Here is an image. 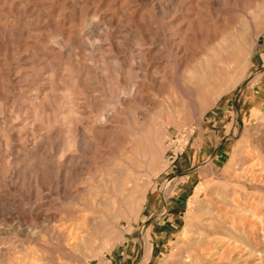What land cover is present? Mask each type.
Here are the masks:
<instances>
[{
    "label": "rangeland",
    "instance_id": "rangeland-1",
    "mask_svg": "<svg viewBox=\"0 0 264 264\" xmlns=\"http://www.w3.org/2000/svg\"><path fill=\"white\" fill-rule=\"evenodd\" d=\"M184 261L264 264V0H0V264Z\"/></svg>",
    "mask_w": 264,
    "mask_h": 264
},
{
    "label": "bare ground",
    "instance_id": "bare-ground-1",
    "mask_svg": "<svg viewBox=\"0 0 264 264\" xmlns=\"http://www.w3.org/2000/svg\"><path fill=\"white\" fill-rule=\"evenodd\" d=\"M210 214V213H209ZM214 213H211V215H213ZM210 215V216H211ZM215 215V214H214ZM219 219V218H218ZM209 221V220H208ZM202 222V221H201ZM214 222V221H213ZM217 222V221H215ZM220 222V221H219ZM207 223V222H206ZM211 223V221H210ZM209 224V223H208ZM199 225V224H198ZM230 225V224H229ZM207 225L203 224V226H199L196 230H195V233L193 234H190L188 236H186V243L188 246H196V251L197 252H206L207 254V257H212L215 255L216 252H229L228 250H230V248L227 246H224L223 242L221 241H214V242H210L208 240V243H207V248L206 247H203V246H206L205 244H201V247H198V243L197 242H202L203 238L206 237V231L208 229V227H206ZM210 227L212 226L209 225ZM199 229H202L201 231H199ZM210 230V229H209ZM213 231V230H212ZM211 231V232H212ZM218 231V230H217ZM216 231V232H217ZM211 236V235H210ZM200 246V245H199ZM221 246V247H219ZM220 254V253H219ZM202 255V254H200ZM224 256V255H223ZM186 258H189V257H186ZM217 259V258H216ZM230 259V258H229ZM220 260V259H219ZM191 263V262H190ZM182 264H188V262H183Z\"/></svg>",
    "mask_w": 264,
    "mask_h": 264
}]
</instances>
